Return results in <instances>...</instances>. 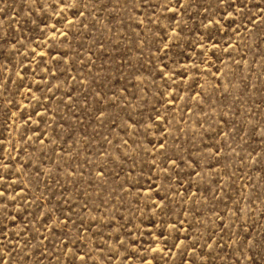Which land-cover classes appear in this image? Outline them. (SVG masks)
I'll return each instance as SVG.
<instances>
[{"label":"rangeland","instance_id":"obj_1","mask_svg":"<svg viewBox=\"0 0 264 264\" xmlns=\"http://www.w3.org/2000/svg\"><path fill=\"white\" fill-rule=\"evenodd\" d=\"M0 264H264V0H0Z\"/></svg>","mask_w":264,"mask_h":264}]
</instances>
